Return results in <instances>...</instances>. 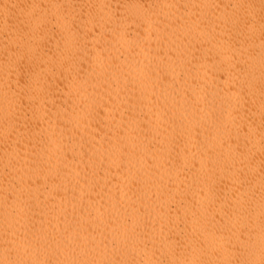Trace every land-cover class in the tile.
<instances>
[{"label":"bare ground","instance_id":"obj_1","mask_svg":"<svg viewBox=\"0 0 264 264\" xmlns=\"http://www.w3.org/2000/svg\"><path fill=\"white\" fill-rule=\"evenodd\" d=\"M0 264H264V0H0Z\"/></svg>","mask_w":264,"mask_h":264}]
</instances>
